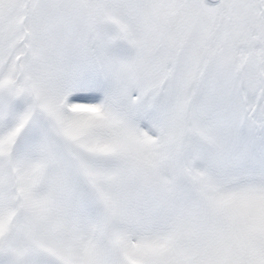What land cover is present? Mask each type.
Returning a JSON list of instances; mask_svg holds the SVG:
<instances>
[{"label": "snow or ice", "instance_id": "snow-or-ice-1", "mask_svg": "<svg viewBox=\"0 0 264 264\" xmlns=\"http://www.w3.org/2000/svg\"><path fill=\"white\" fill-rule=\"evenodd\" d=\"M0 264H264V0H0Z\"/></svg>", "mask_w": 264, "mask_h": 264}]
</instances>
